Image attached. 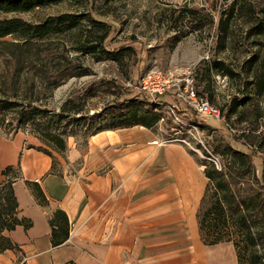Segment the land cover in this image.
<instances>
[{"label": "rangeland", "instance_id": "1", "mask_svg": "<svg viewBox=\"0 0 264 264\" xmlns=\"http://www.w3.org/2000/svg\"><path fill=\"white\" fill-rule=\"evenodd\" d=\"M65 13L82 17L77 28L22 50L34 64L22 69L16 83L20 98L32 100L37 108L35 124H24L21 108H16L6 114L0 135L24 132L31 137L26 146L48 151L56 170L74 173L80 159L70 161L56 152L40 139L43 132L60 133L65 143L84 148L92 135L117 123L89 122L86 117L114 102L145 99L133 87L145 71L190 66L198 93L218 107L220 117L203 122L176 100L188 123L208 128L199 127L196 132L174 123L169 127L168 108L162 105L158 111L163 120L149 129L157 137L152 143L183 146L203 171L212 164V156L224 168L227 158L220 152L224 147L252 154L257 177L264 182V0L64 1L6 16L35 23ZM3 40L14 41L10 36ZM85 44L97 45V51L84 54L78 50ZM102 48L123 50L118 60H110L100 52ZM7 57L0 56V79L12 66ZM64 61L85 68L88 74L70 78L57 88L47 87L38 70L40 62L46 63L49 73ZM255 186L264 200V189Z\"/></svg>", "mask_w": 264, "mask_h": 264}, {"label": "crops", "instance_id": "2", "mask_svg": "<svg viewBox=\"0 0 264 264\" xmlns=\"http://www.w3.org/2000/svg\"><path fill=\"white\" fill-rule=\"evenodd\" d=\"M156 138L133 126L104 128L84 148L68 142L65 158L81 162L72 173L26 146L24 132L0 135V171L17 168L18 217L32 223L4 232L19 250L0 253V264H237L231 243L200 239L203 169L183 146L155 145ZM27 182L40 186L46 206ZM56 209L66 214L69 235L53 247L48 220Z\"/></svg>", "mask_w": 264, "mask_h": 264}, {"label": "trees", "instance_id": "3", "mask_svg": "<svg viewBox=\"0 0 264 264\" xmlns=\"http://www.w3.org/2000/svg\"><path fill=\"white\" fill-rule=\"evenodd\" d=\"M64 1L77 3L85 0H0V56L6 55L12 65L0 79V127L5 121L7 113L21 108L19 113L25 123L36 122L37 108L31 101L20 98L19 86L16 81L26 65L34 64L33 59L24 57L22 50H28L38 41L47 39L53 34L67 33L79 26L82 17L74 14H61L49 17L42 22H27L19 17H7L9 14L28 13L38 8L56 5ZM98 25V21H93ZM96 22V23H95ZM12 37L14 41H4L5 37ZM97 45H83L78 48L84 54L97 51ZM123 49L100 52L110 60H118ZM38 64L34 66L37 67ZM46 63L40 62L38 70L47 87L57 88L62 82L88 74V71L75 65L71 61L57 62L53 71L45 70ZM162 105H157L148 99H129L103 106L99 111L87 116L89 122L99 120L117 122L107 128L123 129L133 126L153 128L161 119L158 111ZM183 110L176 108V113L183 116ZM113 124V123H112ZM172 125V118L166 122ZM201 129L207 125L200 124ZM40 139L50 145L58 153L66 150L63 136L56 132H43ZM218 148V147H217ZM41 150V149H38ZM42 151V150H41ZM53 160L48 151H43ZM227 158L226 165L217 170L209 164L204 169L208 179L204 195L197 211V223L202 243L212 246L219 243H231L236 252L237 264H264V200L261 189L255 185L259 181L253 163V155L224 147L220 151ZM0 253L6 250H19L18 245L4 235L5 231H12L17 226L25 230L32 225L26 218L18 217V203L14 194L13 183L18 178L17 168L8 166L0 171ZM37 202L46 206L48 201L37 183L27 182ZM51 227V244L53 247L62 245L69 235V221L66 214L59 209L53 211L48 220Z\"/></svg>", "mask_w": 264, "mask_h": 264}, {"label": "built area", "instance_id": "4", "mask_svg": "<svg viewBox=\"0 0 264 264\" xmlns=\"http://www.w3.org/2000/svg\"><path fill=\"white\" fill-rule=\"evenodd\" d=\"M170 1L184 4L188 0ZM129 86L133 85L129 83ZM133 87L138 89L146 99L157 105H165L168 108V114L172 118V123L188 128L190 131L194 130L197 132L199 125L192 122L188 123L182 116L176 113L177 106L174 104L176 100L187 109L193 110L197 118L203 122L206 120H218L220 117L218 107L210 104L207 98L198 93L194 80V70L190 66L167 70L158 68L148 69L141 75L137 84ZM209 159L217 170L222 169L217 157L212 156Z\"/></svg>", "mask_w": 264, "mask_h": 264}]
</instances>
